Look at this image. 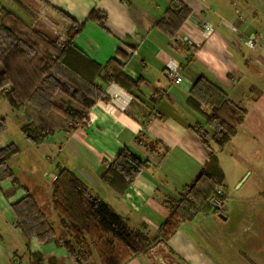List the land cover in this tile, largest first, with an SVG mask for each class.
Returning <instances> with one entry per match:
<instances>
[{"label":"crops","instance_id":"obj_1","mask_svg":"<svg viewBox=\"0 0 264 264\" xmlns=\"http://www.w3.org/2000/svg\"><path fill=\"white\" fill-rule=\"evenodd\" d=\"M22 1L0 0V7L25 22V18L7 7L12 2L26 14L29 0ZM37 1L38 10L61 11L79 24L86 21L93 9L104 13V25L87 20L73 37V44L101 66L115 60L121 76L119 80L96 79L104 99L97 100L75 123L65 122L61 115L56 121L51 113L53 122L63 128L37 145L31 144L21 130L28 123L22 116L27 106L15 110L0 95L16 116L15 127L21 135L10 131L5 118L0 149L13 143L19 153L8 162L16 183L9 178L0 180V264H30L35 254L46 261H61L66 255V249L53 241L42 243L35 236L26 238L16 225L12 208L27 193L32 194L55 230L69 240L53 198V181L62 168L74 173L93 196L111 206L131 229H142L153 236L212 152H216L224 173V194L226 174L222 156H243L234 143L237 136L242 134L255 159L264 160V0ZM64 20L67 31L69 23ZM204 20L212 25V33L202 28ZM247 39H254L253 47L246 44ZM168 64L179 68L183 75L180 84L168 79ZM108 73H113L112 66ZM199 77L228 96L233 105L225 110L229 115L234 109L244 112L236 133L222 148L216 147L211 137H206L208 144L205 143L193 129L198 126L206 133L211 131V136L214 134L203 116L210 115L212 107L202 104L201 114L188 104L191 88ZM111 84L131 95L128 103L124 95L115 104L109 103L106 89ZM123 148L148 160L150 166L134 178L123 194H118L104 182L103 175ZM242 159L246 167L251 166L248 159ZM31 162L38 168L31 166ZM244 181L246 178L241 183ZM198 215L207 219L216 216L221 233L201 234L197 238L201 242L192 238L188 224ZM221 241L220 262L209 243L214 246ZM165 243L184 264H264V188L253 199L239 197L226 202L222 213L210 208L196 214L182 222ZM91 264H101L95 251ZM124 264L156 263L143 253Z\"/></svg>","mask_w":264,"mask_h":264},{"label":"trees","instance_id":"obj_2","mask_svg":"<svg viewBox=\"0 0 264 264\" xmlns=\"http://www.w3.org/2000/svg\"><path fill=\"white\" fill-rule=\"evenodd\" d=\"M1 9L10 16V27L6 21H0V95L3 94L15 110H23L27 106L36 113L39 122L34 125L28 122L21 130L31 144L37 145L58 128H63L53 122L51 113L57 111L65 118V122L75 123L97 100L104 99L96 79L119 80L121 75L115 60L101 66L73 44V37L81 31L87 20L104 25L106 15L93 9L86 21L79 24L57 11L69 23L67 40L56 46L54 43L45 45L41 42L35 45L28 39L29 35L24 33L28 26L19 19L13 20L11 13ZM184 17L185 14L182 19ZM7 36H12L13 41ZM39 49H43V52ZM109 66L113 68L112 74L108 73ZM58 94L66 95L69 104L64 99L58 104L56 101L61 99ZM71 101L79 105L82 116L70 107ZM188 104L201 114L202 104L212 107L210 115L203 116L206 124L214 130L211 138L218 148L229 141L243 121V111L235 112L234 109L231 115L225 111L233 107L232 102L222 90L204 77L195 80ZM193 129L208 144L203 128L196 126ZM5 130L6 119L0 116V133ZM18 153V147L13 143L0 149V180L9 178L16 183L8 162ZM148 166V160H141L129 149L123 148L115 160L107 165L103 180L118 194H123L134 178ZM223 181L224 173L218 157L216 152H212L193 183L171 206L169 216L159 227L156 237L166 242L182 222L208 211L209 198L217 186H223ZM53 198L55 211L61 226L70 236L69 240L63 239L55 230L32 194L27 193L22 200L12 205L16 225L26 238L35 236L42 243L53 241L66 249V255L61 261H46L41 255L35 254L31 256L30 264H91L93 251L97 253L101 264H124L130 258L146 252L150 241L144 231L131 229L111 206L93 196L86 185L66 168L60 169L53 181Z\"/></svg>","mask_w":264,"mask_h":264},{"label":"rangeland","instance_id":"obj_3","mask_svg":"<svg viewBox=\"0 0 264 264\" xmlns=\"http://www.w3.org/2000/svg\"><path fill=\"white\" fill-rule=\"evenodd\" d=\"M22 2L25 3V0ZM36 3H38L37 0H29L26 14L25 10H23L17 5H14L12 2L8 4L7 7L9 8V10L13 11L17 15L25 18L26 21L24 22L21 18L16 17L13 14L11 15L13 20L14 18L19 19L28 26L26 29H24V33L26 36L29 35L28 39L35 43V45L40 44V42L45 45H53V43L55 46L56 44L61 45V43L63 41H66L67 39V26L64 18L59 13H56L52 10H38ZM2 10L3 9H1L0 7V21H6V24L10 27V24L8 22L10 16L8 17ZM7 37H9L10 41H13L12 36ZM37 38H39V41ZM40 51L43 52V49H41ZM58 98H61L56 101L58 104L61 102L60 100L62 99L67 101L68 104L70 102L66 95L58 94ZM65 107H67V105ZM70 107L80 112V116L83 115V112L80 111V107L78 104H75L71 101ZM12 113L13 111L10 110V107L3 102L2 98H0V114L5 116V118L7 119V123L9 124L10 131L17 136L20 134L15 127V125L17 124L15 121L16 116ZM52 114L54 115V119H56L57 121V116L60 115V113L53 112ZM22 116L24 117L23 121H25L26 118L27 121L30 122L32 125H34V123L36 124L39 122L37 121L38 117L36 116V113L29 110L28 108L22 113ZM205 137H212L211 131H208L205 134ZM243 138L244 137L242 136V134H240V136H237L235 138L236 140H234V143L236 145H239L243 156L236 157L232 156L231 154H224L222 156L223 169L226 174L225 208L226 202L228 203L233 199L239 197H241L242 199H253L254 196L258 194V190H262V188H264V160L255 159V156L251 155L252 151L247 147L246 141ZM228 156H230L231 159ZM242 158L248 159L250 161L251 166L246 167L245 160ZM31 166H33L32 162ZM36 166L39 165H34L33 167L38 168ZM40 167H43V165H41ZM241 175L243 177H240ZM245 178L246 181H244V183H241ZM218 187L220 186H217L216 188ZM218 221L219 220L216 216L209 217L207 219L202 215H198V217L194 219L191 224H188V232L190 233L192 238L201 242V240L197 239L201 236V234L206 235L207 233L209 235H217L218 233H221ZM144 233L150 241L144 254L150 256L154 263L184 264L180 257L177 256L172 250H170L169 247L166 246L165 241H163L160 237H156V235L150 236L145 231ZM218 244H215L216 246H213L209 243V248L214 254V257L221 262L223 253L222 241L218 242Z\"/></svg>","mask_w":264,"mask_h":264},{"label":"built area","instance_id":"obj_4","mask_svg":"<svg viewBox=\"0 0 264 264\" xmlns=\"http://www.w3.org/2000/svg\"><path fill=\"white\" fill-rule=\"evenodd\" d=\"M201 26L205 30L206 33L213 32L212 25H210L207 21L205 20L202 21ZM246 44L250 47H253L254 39H247ZM166 75L168 79L174 84H180L183 80V75L180 73L179 68L174 67L171 64L167 65ZM106 94L109 97L110 104H115L116 100L123 95L126 97L125 103H128L129 100L131 99L130 94L127 96L125 92L115 84H111L109 87H107ZM209 205H210V208L217 213H222L225 210V194H224V189L222 186L215 189V192L209 198Z\"/></svg>","mask_w":264,"mask_h":264},{"label":"water","instance_id":"obj_5","mask_svg":"<svg viewBox=\"0 0 264 264\" xmlns=\"http://www.w3.org/2000/svg\"><path fill=\"white\" fill-rule=\"evenodd\" d=\"M222 216V215H221Z\"/></svg>","mask_w":264,"mask_h":264}]
</instances>
